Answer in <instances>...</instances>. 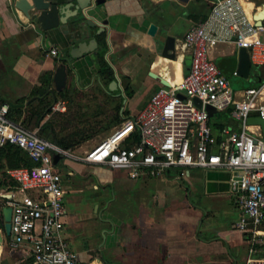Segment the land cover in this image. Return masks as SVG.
<instances>
[{"label": "crops", "instance_id": "1", "mask_svg": "<svg viewBox=\"0 0 264 264\" xmlns=\"http://www.w3.org/2000/svg\"><path fill=\"white\" fill-rule=\"evenodd\" d=\"M56 1L71 5L74 0ZM214 2L109 0L103 6L101 16L108 19L109 36L106 33L98 35L99 46L73 59L69 68L66 87L75 91L76 111L72 113L67 107L69 98H57L56 92L60 91L55 90L53 78L61 55L72 48L75 32L70 22L75 17L42 31L40 23L30 20L12 0H0V99L11 103L26 99L29 103L48 97L54 101L53 105L64 102L65 109L52 111L45 118L46 121L53 113H62L55 125L60 133L81 126L82 117L95 122L119 111L122 121L112 126L109 130L112 132L127 118L137 115L164 85L159 77L151 75V71L173 84L180 82L190 71L191 53L184 46V38L195 24L208 16ZM246 4L252 11L257 5L264 4V0H247ZM62 7L64 12V4ZM73 9L69 8L68 12L74 13ZM154 26L159 32L178 37L176 59L162 55V46L154 38ZM102 36L106 44H103ZM53 47L59 49V56L50 53ZM210 55L226 75L237 70L239 46L236 43L218 44L211 48ZM236 56V61L229 60ZM253 78L254 82L264 79V66L259 67ZM115 79H118L117 85ZM41 89H45L42 95ZM33 97L37 98L31 101ZM121 101V108L116 109ZM211 122L217 133L224 126L235 130L241 128L228 109L217 111ZM252 129L258 127L253 125ZM90 139L75 149L82 150ZM67 167L63 176L68 208L65 234L70 246L87 264H191L204 261L246 264L250 235L235 226L241 215L238 205V218L228 217L225 222L214 220L216 214L223 213L221 209L227 213L222 200L234 194L228 171L172 167L155 176L117 177L115 181L121 192L116 197L106 188L100 190V185L94 181L93 187L98 190L94 199L82 200L78 170L74 166ZM178 181L189 182L192 189L206 193L207 204L193 203L190 210V206L180 204V197L176 196L170 198L171 205L166 207V199H169L165 193L166 184ZM7 185L0 184L3 205H6L4 192ZM137 185L155 188L156 192L128 194V187ZM151 194L153 200H149ZM160 203L163 204L161 208ZM10 235H4V240L0 241V264H33L29 249L11 246Z\"/></svg>", "mask_w": 264, "mask_h": 264}, {"label": "built area", "instance_id": "2", "mask_svg": "<svg viewBox=\"0 0 264 264\" xmlns=\"http://www.w3.org/2000/svg\"><path fill=\"white\" fill-rule=\"evenodd\" d=\"M246 3L215 0L208 16L184 38L192 59L186 76L172 86L163 85L137 115L90 148H65L42 136L39 127L30 129L12 119L11 102L0 99V147L18 145L36 161L33 167L8 171L14 181L4 192L6 205L13 208L11 246L28 248L33 264H81L80 253L65 234L66 185L59 169L63 159L124 167L133 179L172 167H201L230 173L231 191L241 210L235 226L250 235L246 264H264V133L261 125L249 122L253 115L264 117V79L258 86L234 89L210 55L212 47L234 42L248 48L253 66H264V19L259 24L254 17L261 5L250 11ZM50 53L60 55L56 47ZM182 89L186 99L179 95ZM207 105L228 109L241 128L224 126L217 133ZM65 107L57 102L52 111ZM57 153L61 157L55 162Z\"/></svg>", "mask_w": 264, "mask_h": 264}, {"label": "water", "instance_id": "3", "mask_svg": "<svg viewBox=\"0 0 264 264\" xmlns=\"http://www.w3.org/2000/svg\"><path fill=\"white\" fill-rule=\"evenodd\" d=\"M109 0H74L69 3H60L56 0H12L13 5L21 10L30 20H36L40 23L42 31H48L61 23H67L71 17L75 19L70 22L75 36L72 48L67 51L58 63L53 83L54 88L57 91H61L67 86L69 68L73 64V59H78L84 56L86 53L94 51L99 46L98 35L109 36L108 19L102 18L103 6L107 4ZM63 4L65 10L63 11ZM74 8V13H69L68 9ZM63 15V16H62ZM257 23L262 24L264 16L262 11H258L254 14ZM154 38H156L159 45L162 46L161 53L163 56L176 59L178 53V37L173 34H167L163 31L159 32L156 26H154ZM222 68L227 70L222 64ZM238 75L245 78H251L253 75V61L250 52L247 47H239V62L237 67ZM151 75L159 77L162 83L167 86H172L173 83L161 77L155 71H151ZM114 84H118V79L114 80ZM45 89L40 90V95L44 93ZM186 90L182 89L179 95L186 99ZM37 97H33L32 100ZM194 101L199 107L203 106V102L199 97H195ZM207 109L211 116L217 113V109L212 105H207ZM251 124L261 125L264 133V117L260 115H253L249 118ZM61 154L55 155V162L59 160ZM12 213L13 208L10 205H3L0 201V241L4 240V235H10L12 232ZM191 264H216L212 261H204L200 263Z\"/></svg>", "mask_w": 264, "mask_h": 264}, {"label": "trees", "instance_id": "4", "mask_svg": "<svg viewBox=\"0 0 264 264\" xmlns=\"http://www.w3.org/2000/svg\"><path fill=\"white\" fill-rule=\"evenodd\" d=\"M101 39L103 44H106L105 37L102 36ZM48 77L50 79V76ZM255 83L250 86H258L261 82ZM56 94L57 98H69L71 104L74 102L75 91L70 89V87H66L64 90L56 92ZM53 102L48 97L39 98L29 103H27L26 99H21L11 103L9 116L30 129L39 127V133L42 136L52 139L65 148H76L93 136L109 131L113 125L122 121L119 111L110 117H105L95 122L82 117L81 126H76V128L68 132L60 133L55 125L60 116L63 115L62 113H53L45 121L47 114L52 112ZM121 106L122 101L117 103L116 109H120ZM136 138L138 139V134H136ZM34 165H36V161L32 159L24 148L11 143L0 147V184L14 183L8 173L10 169L20 166L33 167Z\"/></svg>", "mask_w": 264, "mask_h": 264}, {"label": "rangeland", "instance_id": "5", "mask_svg": "<svg viewBox=\"0 0 264 264\" xmlns=\"http://www.w3.org/2000/svg\"><path fill=\"white\" fill-rule=\"evenodd\" d=\"M229 60L236 61L237 56L234 58H229ZM258 71H259V67L254 65L253 75ZM229 75H230L229 78L231 81V85L234 89H242L250 85L256 84L254 82L253 75L251 78H245L238 74H229ZM67 107L72 113H75L76 108L73 102L72 104L69 102L67 104ZM110 132L111 131L101 132L93 136L89 141H87L84 144L82 150L86 148H90L92 145L101 142L110 134ZM67 166H71V167L74 166L78 170L77 177L82 186V190L80 191L83 198L82 200L94 199L95 193L98 192V190L93 187L94 181H96L100 185V190H104L106 188L107 190H109V192L113 194V197L119 196L121 192V188L119 186L117 187L115 180L117 177L128 176V171L124 167H108L100 164H90L85 161L82 162L81 160H74L70 158L64 159L63 162L59 164V169L62 171L63 176H65L66 170L68 169ZM166 186L167 188L165 193L167 194V197H169V199H166L167 201L166 207L171 205L170 204L171 202H169L170 198L176 196L180 197L179 203L180 204L183 203L186 206H190L188 207V209L190 210L193 206L192 205L193 203L207 204L208 202L207 201L209 199L208 195L204 193L202 190L199 191L196 189H192V187L189 185V182H184V183L181 181L175 183L172 182V183H168V185L166 184ZM137 191L138 192L146 191L152 194L156 192L155 188H149V187L140 188L139 185H137L135 188L128 187L127 189L128 194L130 192H137ZM152 194L150 195L149 200H153ZM67 195L70 194L67 193ZM222 201L224 202L223 204L226 209L225 211H227V213L224 212V209H221L223 213L219 215L216 214L214 220L216 222H225L228 217L233 219L238 218L240 215V211L235 202L234 194L232 197L224 198ZM183 204L181 206H184ZM162 205L163 204L161 203L159 204L160 208L162 207ZM174 208L177 209L179 208V206L178 207L174 206ZM169 210L170 209H168L167 211Z\"/></svg>", "mask_w": 264, "mask_h": 264}, {"label": "bare ground", "instance_id": "6", "mask_svg": "<svg viewBox=\"0 0 264 264\" xmlns=\"http://www.w3.org/2000/svg\"><path fill=\"white\" fill-rule=\"evenodd\" d=\"M255 3V2H254ZM250 5H252V3H250ZM259 11H262V16H264V4H262L261 6H260V10ZM180 73V71H178V74ZM178 77H179V75H178ZM181 81V80H180Z\"/></svg>", "mask_w": 264, "mask_h": 264}, {"label": "flooded vegetation", "instance_id": "7", "mask_svg": "<svg viewBox=\"0 0 264 264\" xmlns=\"http://www.w3.org/2000/svg\"><path fill=\"white\" fill-rule=\"evenodd\" d=\"M81 264H87L86 262H84L83 260H81ZM114 264H126L124 262H115Z\"/></svg>", "mask_w": 264, "mask_h": 264}]
</instances>
